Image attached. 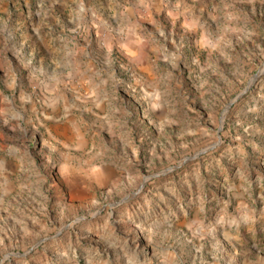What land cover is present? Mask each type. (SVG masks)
Returning a JSON list of instances; mask_svg holds the SVG:
<instances>
[{
	"label": "rangeland",
	"instance_id": "374dc122",
	"mask_svg": "<svg viewBox=\"0 0 264 264\" xmlns=\"http://www.w3.org/2000/svg\"><path fill=\"white\" fill-rule=\"evenodd\" d=\"M0 262L264 264V0H0Z\"/></svg>",
	"mask_w": 264,
	"mask_h": 264
},
{
	"label": "water",
	"instance_id": "95a60500",
	"mask_svg": "<svg viewBox=\"0 0 264 264\" xmlns=\"http://www.w3.org/2000/svg\"><path fill=\"white\" fill-rule=\"evenodd\" d=\"M245 91H246V90H245ZM244 93H245V92L243 91V92L239 93L235 98H233V99L228 103V105L226 106V111L229 109V107H230L233 103L237 102V101L240 99V97H241ZM220 131H221V128H220L219 132H220ZM220 142H221V135H219V140H218V142H216V143H214V144H211V145H209V146H207V147H205V148L199 150L198 152H196V153L193 154V155H190V156H187V157L181 159L177 164H175V165H173V166H170V167L166 168L165 170H161V171H159V172H156V173L152 174L150 177L160 176V175L165 174L166 172L173 171V170H175V169L181 167L183 164H185L186 162L190 161L191 159L196 158L197 156H199V155H201V154H203V153L208 152L209 150H211L212 148H214L216 145H218ZM80 219H81V218H80ZM78 220H79V219H78ZM72 223H73V222H72ZM70 225H71V224H68V225L64 226L63 228H65V227H67V226H70ZM51 237H52V236H48V237H46V238L40 240L37 244H35L33 247H31L27 252H30V251L33 250V249H34L39 243H41V242H43V241H46V240L50 239ZM11 255L15 256V255H19V254H18V253H17V254H15V253L8 254V255L6 256V258H8V257L11 256ZM6 258H4V259H6ZM0 264H1V262H0Z\"/></svg>",
	"mask_w": 264,
	"mask_h": 264
}]
</instances>
